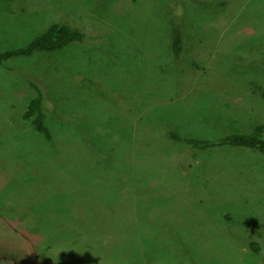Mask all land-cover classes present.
Returning a JSON list of instances; mask_svg holds the SVG:
<instances>
[{"label":"rangeland","instance_id":"rangeland-1","mask_svg":"<svg viewBox=\"0 0 264 264\" xmlns=\"http://www.w3.org/2000/svg\"><path fill=\"white\" fill-rule=\"evenodd\" d=\"M184 15L178 63L171 24ZM53 23L84 40L0 65V264H264V154L194 151L165 134L214 140L264 125V0H0V52ZM30 80L51 140L23 119ZM116 185L136 207L115 205L127 222L115 216L104 246L99 205ZM134 217L160 240L132 237L144 227Z\"/></svg>","mask_w":264,"mask_h":264},{"label":"trees","instance_id":"trees-1","mask_svg":"<svg viewBox=\"0 0 264 264\" xmlns=\"http://www.w3.org/2000/svg\"><path fill=\"white\" fill-rule=\"evenodd\" d=\"M6 1L13 2L14 0H6ZM181 1L187 2V0H162V2L166 4L172 3L173 5L174 3H177V5H179ZM156 10L158 11V13L160 12V10L158 9ZM165 12L166 13L162 17L164 18L168 17V19L169 18L171 19L173 10H168ZM185 16L186 15H184L183 18L182 17L180 18V24L177 23L175 28L171 24L172 34L170 36L171 41L169 40L170 47H171L172 54L178 63H180L179 61L183 59V56L186 53L185 32L187 31L186 29L188 25H187ZM84 38H85V33L76 26H71L65 23H53L50 26H48V28L42 34L34 37L27 46L0 52V65L4 64V62L14 57H20V56L30 57L36 54L37 52H54V51L63 49L64 47L68 46L72 42L74 43L82 42ZM197 43H200V42H196L194 44L192 52L195 50V47H197L198 45H201V43L200 44H197ZM196 65L198 66L196 61H194V68L190 71H195L197 69ZM200 73H198V76ZM192 74H195V73H192ZM30 82L36 88L37 94L29 100L26 106V109L23 112V119L26 121H29L34 126L36 131L44 134V136L48 140H51L53 137V133L49 125L47 124V122L49 123V120H48L47 113L45 112L44 90L43 88H41V86L36 84L34 81L30 80ZM184 94L185 92H181L180 96ZM173 99L175 98H171V100ZM166 101H170V100H166ZM127 106L125 105L126 109H127ZM138 134H136L135 140H140V138L137 137ZM165 134L168 138L174 141L186 143L187 146L194 151H203V150H207V149L214 148L217 146H234V147H239V148H247V149L255 150V151H258L264 154V125L263 124L256 125L254 130L249 133L236 132V133L229 134V135H226L219 139H214V140L206 139V138L183 136L172 129H167L165 131ZM114 145L116 144H113V143L111 144L112 147H114ZM194 158H196V155H194ZM103 189L114 193V194H107V195L103 194L101 196V198L106 203V205L104 206V209L102 208L101 205H99L100 206L99 211L102 213L101 218L104 220L105 225L108 224L109 229L105 228V230H107V232H105L101 227V229L99 230V233L96 234V237L98 238L97 242L105 246L107 243L106 238L110 239V237L115 235L114 233L117 230H113V229L115 226L117 225L119 226V224L118 223L116 224L115 222V216H116V219L117 218L123 219L121 222H124L127 220L126 219L127 216L120 214V212L117 210L118 208H116L117 206L115 205L127 199L130 202L129 205L132 204L134 207L136 206L133 203L132 198L129 195V193H127V195L124 197L119 195V191H120L119 186L116 185V188L111 187L109 189H106V188H103ZM83 195H80V197L85 199L84 198L85 196ZM104 195L106 196V198L104 197ZM109 196H111L109 198L110 200H108L107 198ZM118 197L119 199H117ZM83 212L85 214V210ZM95 212L97 213L98 210H96ZM133 220L137 221L135 217L133 218ZM137 223L139 224V226L142 225L139 223V220L137 221ZM142 226L144 227L140 228V230L137 229L138 227L136 228V230H138L137 231L138 233L134 232V235L129 230L132 237H134L135 239H137L138 237H146L148 240H151L153 243L154 241L160 240V238L158 239L157 237L159 230L155 225L144 224ZM118 233H120V231ZM84 237H85V234L83 233L82 236L77 235L74 238V242H75L74 250L76 249V246H78L79 244H82L81 243L82 240H85ZM129 239H130L129 241H131L132 238L129 237ZM120 244L121 243H119V245L116 248L123 246V244L122 245ZM167 245H168L167 249L169 250H171V248L173 249V246H177L175 244H172V245L167 244ZM250 246H251V249L256 253H260L262 251V248L259 242H257L256 240H252L250 242ZM153 247H157V246L154 245ZM157 249H159L160 252H158ZM151 253L154 258H156L157 255L160 256L161 254L167 255L166 252H162V247L154 248L151 251Z\"/></svg>","mask_w":264,"mask_h":264}]
</instances>
